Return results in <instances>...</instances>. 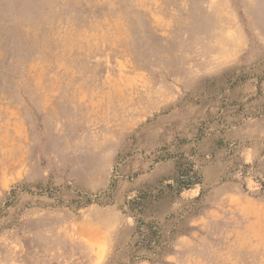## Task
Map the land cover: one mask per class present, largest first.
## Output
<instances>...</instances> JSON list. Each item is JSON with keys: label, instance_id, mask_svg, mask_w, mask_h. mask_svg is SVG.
Listing matches in <instances>:
<instances>
[{"label": "rangeland", "instance_id": "rangeland-1", "mask_svg": "<svg viewBox=\"0 0 264 264\" xmlns=\"http://www.w3.org/2000/svg\"><path fill=\"white\" fill-rule=\"evenodd\" d=\"M0 264H264V0H0Z\"/></svg>", "mask_w": 264, "mask_h": 264}, {"label": "bare ground", "instance_id": "bare-ground-1", "mask_svg": "<svg viewBox=\"0 0 264 264\" xmlns=\"http://www.w3.org/2000/svg\"><path fill=\"white\" fill-rule=\"evenodd\" d=\"M155 20V19H154ZM159 21V20H158Z\"/></svg>", "mask_w": 264, "mask_h": 264}]
</instances>
